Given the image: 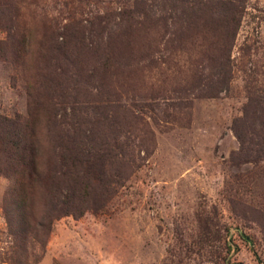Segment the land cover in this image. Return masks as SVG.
<instances>
[{
	"label": "rangeland",
	"instance_id": "rangeland-1",
	"mask_svg": "<svg viewBox=\"0 0 264 264\" xmlns=\"http://www.w3.org/2000/svg\"><path fill=\"white\" fill-rule=\"evenodd\" d=\"M145 3L0 0V264H264V157L248 153L262 117L244 116L264 95V0H244L221 85L199 77L221 18L199 19L190 49L189 18ZM76 145L102 154L90 196L50 219L43 247L14 246L4 206L21 191L32 216L49 207Z\"/></svg>",
	"mask_w": 264,
	"mask_h": 264
},
{
	"label": "trees",
	"instance_id": "trees-1",
	"mask_svg": "<svg viewBox=\"0 0 264 264\" xmlns=\"http://www.w3.org/2000/svg\"><path fill=\"white\" fill-rule=\"evenodd\" d=\"M140 8L138 11L145 12V0H139ZM244 8V0H150L147 6L149 12L159 18H164L165 15L173 17L186 16L189 19L183 24H179V36L182 37L183 41L188 43V48L192 49L195 43L192 40V35L196 34L197 30L200 31V25L198 24L199 19H208L212 17H220L223 25L228 29L224 31L226 33L224 38L220 39V43H216V55H210L209 59L213 64V71L210 74L202 77L206 79L207 85L212 82H217L221 85L224 79H227L228 75V56L226 51L230 47V43L235 34L236 27L240 18V13ZM140 9V10H139ZM191 17V18H190ZM205 27V25H203ZM208 30L211 32L212 29L209 26ZM204 31L202 30V33ZM218 51V53H217ZM218 54V55H217ZM191 77L192 74H191ZM213 89L212 87H210ZM209 88V89H210ZM216 91V90H215ZM214 93V92H212ZM213 95V94H209ZM244 116L249 119L250 123L254 120L253 118H264V95L256 97H249L245 108ZM244 117V118H245ZM260 120L261 133L260 142H256L259 148H254L251 153H259L261 157H264V122ZM241 130L234 128V133L239 137ZM243 142V140H242ZM19 144L13 143L9 145L6 155L10 156L18 154ZM89 149V150H88ZM85 150L87 153L85 154ZM122 151V150H121ZM73 153V154H72ZM122 153H124L122 151ZM72 154V155H71ZM101 152L97 150L90 151V148L78 149V146H74L72 149L69 148L61 157V170H58V176L55 177L54 183L56 185V192L52 197L51 205L46 207L41 213H37L32 216L29 214V206L25 208L22 200L28 198L25 194H18L19 199L14 200L12 206V213L9 207L4 206L3 216L6 221L7 231L12 238V242L15 245L21 244L28 237L36 240L38 244L43 247L46 236L50 229V219L59 217L64 214H75V212L82 206V203L90 196V181L92 179H99L95 175L97 170V163ZM119 166L123 168L125 161L124 159L119 160ZM32 170V169H31ZM30 170V171H31ZM119 173V172H118ZM30 175L27 173L26 175ZM17 182V180H16ZM18 192L15 181L10 185V192ZM11 209V208H10ZM18 249H21L22 253L25 251V246L20 245ZM10 264H25L26 259L23 255L10 256L8 258Z\"/></svg>",
	"mask_w": 264,
	"mask_h": 264
}]
</instances>
